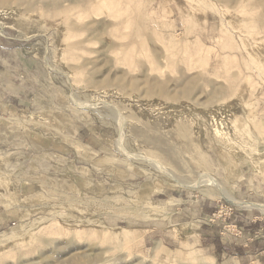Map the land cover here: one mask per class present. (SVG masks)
Wrapping results in <instances>:
<instances>
[{"label": "rangeland", "instance_id": "rangeland-1", "mask_svg": "<svg viewBox=\"0 0 264 264\" xmlns=\"http://www.w3.org/2000/svg\"><path fill=\"white\" fill-rule=\"evenodd\" d=\"M199 208L230 254L147 240ZM244 243L264 264V0H0V264Z\"/></svg>", "mask_w": 264, "mask_h": 264}, {"label": "crops", "instance_id": "crops-1", "mask_svg": "<svg viewBox=\"0 0 264 264\" xmlns=\"http://www.w3.org/2000/svg\"><path fill=\"white\" fill-rule=\"evenodd\" d=\"M174 201H176V204H180L181 202H184V200H182L181 202H179V199H175L173 198ZM181 212V210H179ZM198 211H200V213H198V215H196V218L194 220H189L187 222H177V223H173L172 225V235H170V237H166V241L164 239H162L161 237H159V235L156 233H154L155 230H151L150 234L151 236L147 239L149 242H152L153 244H164L167 245L169 247L170 252L174 253V254H181L183 253L181 250V244L180 243H184V244H190V242L192 241V236L195 239V242H193L194 246H200L202 248V250L204 251V253L206 252L209 256L210 259H212L211 254H216V256L218 257H222L225 253L230 254V250L231 247H225V248H221V247H217L219 250L216 251L214 244L216 243V240H214L211 236V234H200V232L198 231V227H201L202 225H199L198 227L193 228V224L194 222H197L198 220H202L205 219L206 217H208V215H206L207 213H209V210L204 209V208H199ZM254 227L255 230H258L259 227L251 225V227ZM189 229L188 232H186L185 230ZM139 231V230H137ZM147 233V232H146ZM144 238L142 237L140 239V242H144L145 241V237H148L146 234H143ZM221 242V240H220ZM183 244V245H184ZM252 245L249 246V244L244 243V244H240L239 246H234L233 249H235L236 252H234L233 255V259L238 260L240 263V259L241 262L245 261L244 263H240V264H256V256L259 254L256 251L257 255H253L251 254V248ZM264 252V248L262 250ZM214 258V257H213ZM223 258V257H222Z\"/></svg>", "mask_w": 264, "mask_h": 264}, {"label": "bare ground", "instance_id": "bare-ground-1", "mask_svg": "<svg viewBox=\"0 0 264 264\" xmlns=\"http://www.w3.org/2000/svg\"><path fill=\"white\" fill-rule=\"evenodd\" d=\"M172 180H175V178H173ZM176 182H178V181H176ZM184 182H185V181H184ZM185 183H186V182H185ZM181 186H183V185H181ZM219 186H220V185H219ZM219 186H218V187H219ZM220 190H222V188H221ZM223 191H224V190H223ZM224 192H225V193H223V192L221 193L222 196H224L223 198H225L226 200L229 199V200L232 202V204H238V203L235 201L234 198H232L230 195H229L230 197L227 195L226 191H224ZM222 196H221V197H222ZM229 200H228V201H229ZM239 205H240V204H239ZM236 206H237V205H236Z\"/></svg>", "mask_w": 264, "mask_h": 264}]
</instances>
